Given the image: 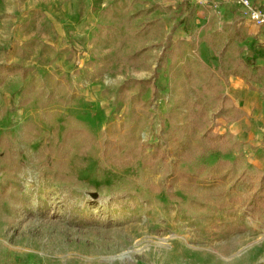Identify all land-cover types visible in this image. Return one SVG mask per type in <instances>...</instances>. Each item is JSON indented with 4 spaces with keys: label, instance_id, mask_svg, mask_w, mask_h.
Segmentation results:
<instances>
[{
    "label": "rangeland",
    "instance_id": "rangeland-1",
    "mask_svg": "<svg viewBox=\"0 0 264 264\" xmlns=\"http://www.w3.org/2000/svg\"><path fill=\"white\" fill-rule=\"evenodd\" d=\"M197 1L0 0V264H264V222L237 181L264 170V110L232 126L243 112L231 98L215 121L225 138L197 130L167 160L149 154L166 137L174 148L162 131L189 130L180 81L202 60L197 36L223 44ZM42 3L76 16L58 32ZM109 137L124 150L102 145ZM221 159L226 181L184 176Z\"/></svg>",
    "mask_w": 264,
    "mask_h": 264
},
{
    "label": "trees",
    "instance_id": "trees-1",
    "mask_svg": "<svg viewBox=\"0 0 264 264\" xmlns=\"http://www.w3.org/2000/svg\"><path fill=\"white\" fill-rule=\"evenodd\" d=\"M246 38L244 35L243 26H235L232 31L228 34V45L236 41H243ZM167 47L164 48L163 54H166ZM162 54V55H163ZM129 58L137 59L139 58V53L135 52L129 55ZM233 64L232 68L229 65ZM252 61H245L242 58L231 57L226 64V66L213 67L203 60H194L191 62H185L182 65L183 79L180 84L187 87V92L190 96L185 99L186 107L188 110V131H181L179 134V128L174 131H162L164 136L170 137L174 145L173 147H168L167 137L160 140L159 143L150 144L149 147L152 151L149 154L155 155L156 153L160 155V158L165 161L170 157L172 151L179 153L180 145H189L192 142V137L195 136L197 130H203V136L210 137L214 134L215 137L225 138L224 134L216 131L219 123H216V119L221 117L222 114L219 112H227L230 107L234 108L231 102V97H229L224 92L223 82H228L230 74H241L244 78L248 80H257L264 74V68H260L255 65L253 71ZM15 65L8 67L5 66L6 72H14ZM21 68V67H20ZM126 88V85L122 87V90ZM180 93H185L183 89L179 90ZM159 92V88L156 84L153 85V98ZM152 103V102H151ZM146 102H140L139 105L145 107ZM216 110H219L218 112ZM184 133L190 136L188 139L184 138ZM163 144L166 145L163 147ZM102 145H115L118 151L124 150L119 147V145H124V142L119 138L109 137L102 141ZM172 149V150H171ZM130 151L125 150L124 154L119 159H125L129 157ZM224 164H230L228 160L221 159L216 165L210 167L202 164L193 172H185L184 176L191 177L194 181L201 184H209L214 182H223L228 179L229 172H215L219 167ZM204 169L210 170L206 174H203ZM238 183L244 185L247 190V197L243 203V208L245 212L250 215L255 220H260L264 222V170H245L243 171L237 179Z\"/></svg>",
    "mask_w": 264,
    "mask_h": 264
},
{
    "label": "crops",
    "instance_id": "crops-1",
    "mask_svg": "<svg viewBox=\"0 0 264 264\" xmlns=\"http://www.w3.org/2000/svg\"><path fill=\"white\" fill-rule=\"evenodd\" d=\"M251 2V6L259 11L264 12V0H249ZM197 3L202 4L201 7L210 8L209 13L213 15V18L216 21L218 29H213L215 37L222 36L223 44L221 49L212 48V44L204 39V36L208 33L204 31L200 33L197 38V47L196 49L199 52V56L202 60L206 61L208 64H211L214 67L222 66V63H226L224 61V56L220 55V52L226 51L228 49L235 48L237 52V58H242L243 60L252 61L254 64L252 65V69L257 65L260 68H264V23L254 20L251 18L250 10L240 3L239 0H205V1H197ZM53 6V7H52ZM56 3L51 4V7L46 9L44 4H40L35 8H45L49 12V16L53 18L55 21H59L60 25L56 27L58 32L65 29V22L62 19H72L74 15L70 14L69 5H65L60 12L56 10ZM55 7V8H54ZM211 11V12H210ZM78 19L82 22L79 24L77 29H80L79 33H83V31H87L85 28V23L88 19L83 18L82 13L77 14ZM67 26V24H66ZM235 26H243L244 35L246 38L243 41H236L232 44L228 45V34L230 31L234 29ZM76 29V30H77ZM89 29V28H88ZM210 32V31H209ZM65 34L64 32H62ZM61 35V34H60ZM62 36V35H61ZM216 44V43H214ZM216 51H215V50ZM223 57V58H221ZM226 66V65H225ZM233 64L229 65V68H232ZM224 92L231 98L237 101V107L239 108V112L241 113V117L236 120V122L231 123L232 126L237 124H247L251 119L259 118L264 110V78L261 76L257 80H248L244 78L241 74H230L228 82H223ZM250 86H253L251 89ZM255 99L256 109L255 113L249 111L248 102L251 103V100ZM246 103L248 105H246ZM216 159L215 156L211 155V158L208 159L210 162Z\"/></svg>",
    "mask_w": 264,
    "mask_h": 264
},
{
    "label": "built area",
    "instance_id": "built-area-1",
    "mask_svg": "<svg viewBox=\"0 0 264 264\" xmlns=\"http://www.w3.org/2000/svg\"><path fill=\"white\" fill-rule=\"evenodd\" d=\"M198 1H205V0H198ZM241 4H243L244 6H246L251 13V18L257 21H260L262 23H264V12L263 11H259L254 9L251 6V2L249 0H239Z\"/></svg>",
    "mask_w": 264,
    "mask_h": 264
}]
</instances>
